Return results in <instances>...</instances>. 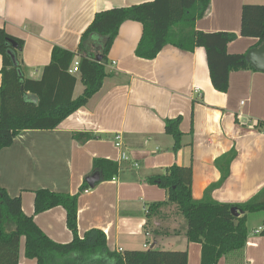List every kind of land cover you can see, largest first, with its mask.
<instances>
[{"label": "crops", "instance_id": "obj_1", "mask_svg": "<svg viewBox=\"0 0 264 264\" xmlns=\"http://www.w3.org/2000/svg\"><path fill=\"white\" fill-rule=\"evenodd\" d=\"M145 1L151 0H0V28L23 40L17 56L22 73L39 79L53 46L76 50L97 11ZM258 1L210 0L195 27L204 32H233L236 37L227 51L246 54L260 43L240 35L241 8ZM141 33L139 22L124 21L107 55L108 75L88 102L55 129L23 130L0 150V185L10 196L21 198L23 212L33 216L49 238L67 243L72 234L65 210L55 206L35 214L34 191L48 188L75 194L86 177L99 173L93 171L94 158L119 161L125 152L129 160L121 161L125 165L114 178L79 194V235L98 228L111 250H186L187 264H200L201 245L187 240L184 221L172 207L147 216L152 202L167 199V192L148 177L162 174L172 164L189 166L191 193L200 199L221 177L216 161L233 150L230 174L212 190L211 197L232 204L251 198L264 185V134L260 130L264 71H231L228 90L218 92L211 84L202 47L190 52L166 45L153 59H144L134 52ZM96 47L98 42H91L87 51L98 53ZM78 72L71 73L77 78L73 98L84 89ZM177 117L181 118L182 145L173 150L165 121ZM76 132H90L94 137L80 142L74 138ZM117 134L120 147L115 145ZM246 225L244 264H264V231L253 233L264 226V212L247 214ZM34 262L24 255L23 238L19 264ZM217 264L229 262L222 257Z\"/></svg>", "mask_w": 264, "mask_h": 264}, {"label": "trees", "instance_id": "obj_2", "mask_svg": "<svg viewBox=\"0 0 264 264\" xmlns=\"http://www.w3.org/2000/svg\"><path fill=\"white\" fill-rule=\"evenodd\" d=\"M209 4L210 0H151L97 11L82 32L76 50L53 46L50 61L44 66L39 79L26 78L22 73L17 56L23 47V40L0 28V150L10 146L23 130L55 129L66 117L88 102L108 75L107 55L120 25L127 20L137 21L142 26L134 51L136 56L153 59L166 45L190 52L202 47L213 88L218 92H226L231 71L255 68L247 62L245 53L227 51L228 44L236 37L233 32H204L196 29L197 19L206 13ZM240 35L257 38L258 44L264 40V4L242 6ZM91 42H98V53L87 51ZM8 50L15 55L16 64ZM76 56L84 89L73 98L77 78L68 69ZM31 96L37 100L32 101ZM180 121V117L165 121V132L174 140L173 150L182 145ZM261 125L264 126L263 123ZM93 137L94 134L90 132L74 134V138L80 142ZM235 155V151L231 150L216 161L220 166L221 177L205 189L200 199L192 196V171L189 166L172 164L162 174L148 177L151 183L167 192V199L152 202L147 216L160 215V209L172 207L174 214L184 221L183 233L187 240L201 245L200 264H217L222 257L229 264H244L247 214L264 212V185L241 203H223L211 197L212 190L222 185L229 176V165ZM124 165L106 158H94L92 162L93 171L100 173L101 181L114 178ZM87 188L86 181H83L75 194L48 188L34 191L35 214L55 206L65 210L66 226L72 239L67 243H59L38 227L33 216L23 212L19 196H10L0 185V264H19L23 238L24 255L35 260L34 264L188 263L186 250H111L107 246L105 233L98 228L89 229L80 236L77 201L79 194ZM232 207H236L239 214H233ZM8 225L12 226L9 230Z\"/></svg>", "mask_w": 264, "mask_h": 264}, {"label": "water", "instance_id": "obj_3", "mask_svg": "<svg viewBox=\"0 0 264 264\" xmlns=\"http://www.w3.org/2000/svg\"><path fill=\"white\" fill-rule=\"evenodd\" d=\"M14 46H16V43H12ZM8 53L11 55L13 62L16 64V57L15 55L8 50ZM246 60L248 63H250L255 69L264 71V40L256 47L251 48L246 53ZM97 59L99 60L100 57L98 56ZM32 101H36L35 96H31ZM85 181L89 187H94V185L101 181V175L100 173L94 172L90 176L85 178ZM231 212L235 215L239 214V211L236 207L231 208Z\"/></svg>", "mask_w": 264, "mask_h": 264}, {"label": "built area", "instance_id": "obj_4", "mask_svg": "<svg viewBox=\"0 0 264 264\" xmlns=\"http://www.w3.org/2000/svg\"><path fill=\"white\" fill-rule=\"evenodd\" d=\"M78 65H79V62L77 59H74L68 69V72L70 73H75L78 71ZM263 134H264V127L262 128V131H261ZM115 145L117 147H120L121 145V136L120 134H117L115 136ZM126 160H129V157L127 156V154L125 152H122L121 155H120V158H119V161H126ZM135 166H137V164H135ZM264 231V226H261V227H258L256 229H254L253 233L255 234H258L260 232ZM146 246H148V244H145Z\"/></svg>", "mask_w": 264, "mask_h": 264}, {"label": "rangeland", "instance_id": "obj_5", "mask_svg": "<svg viewBox=\"0 0 264 264\" xmlns=\"http://www.w3.org/2000/svg\"><path fill=\"white\" fill-rule=\"evenodd\" d=\"M252 3H257V4H264V1H258V2H252ZM80 88H81V85H79V91H80ZM261 128H260V130L262 131V128L264 127V126H260ZM261 212V211H260ZM252 216V215H251ZM12 228V226H10V225H8V230L9 229H11Z\"/></svg>", "mask_w": 264, "mask_h": 264}]
</instances>
